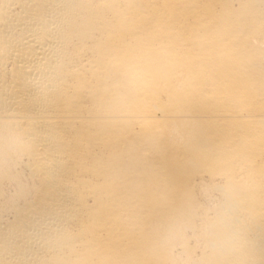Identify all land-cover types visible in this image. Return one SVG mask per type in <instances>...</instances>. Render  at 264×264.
Returning a JSON list of instances; mask_svg holds the SVG:
<instances>
[{"label":"bare ground","instance_id":"6f19581e","mask_svg":"<svg viewBox=\"0 0 264 264\" xmlns=\"http://www.w3.org/2000/svg\"><path fill=\"white\" fill-rule=\"evenodd\" d=\"M0 264H264V0H0Z\"/></svg>","mask_w":264,"mask_h":264},{"label":"clouds","instance_id":"9594fccd","mask_svg":"<svg viewBox=\"0 0 264 264\" xmlns=\"http://www.w3.org/2000/svg\"><path fill=\"white\" fill-rule=\"evenodd\" d=\"M214 241H213V239L210 237L209 238V244H211V243H213Z\"/></svg>","mask_w":264,"mask_h":264}]
</instances>
